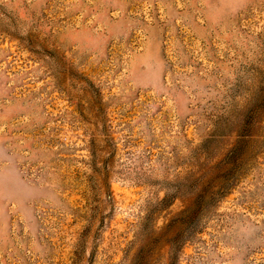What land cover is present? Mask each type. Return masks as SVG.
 <instances>
[{"label":"rangeland","instance_id":"obj_1","mask_svg":"<svg viewBox=\"0 0 264 264\" xmlns=\"http://www.w3.org/2000/svg\"><path fill=\"white\" fill-rule=\"evenodd\" d=\"M0 264H264V0H0Z\"/></svg>","mask_w":264,"mask_h":264}]
</instances>
